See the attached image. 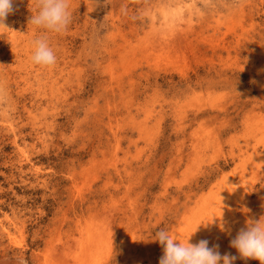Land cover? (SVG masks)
<instances>
[{
  "label": "rangeland",
  "instance_id": "obj_1",
  "mask_svg": "<svg viewBox=\"0 0 264 264\" xmlns=\"http://www.w3.org/2000/svg\"><path fill=\"white\" fill-rule=\"evenodd\" d=\"M29 8L0 28V264H158V229L213 216L189 242L260 264L229 241L264 214V0H69L59 33Z\"/></svg>",
  "mask_w": 264,
  "mask_h": 264
},
{
  "label": "clouds",
  "instance_id": "obj_2",
  "mask_svg": "<svg viewBox=\"0 0 264 264\" xmlns=\"http://www.w3.org/2000/svg\"><path fill=\"white\" fill-rule=\"evenodd\" d=\"M31 15L27 24L35 28L59 33L69 25L72 13L69 9V0H33V8H29ZM13 11V0H0V28H9L5 19ZM30 60L33 64L49 66L56 63V55L50 46L46 34L35 37L31 45ZM210 221L197 224L183 239L175 233L161 228L154 233L151 240L162 245L163 254L158 264H233L237 258L234 255L217 250L218 245L208 246L206 239L190 243V237L197 231L199 225L207 226ZM218 226L223 230V223ZM241 258L256 259L264 264V214L257 219L249 218L245 227L237 231L235 237L229 241Z\"/></svg>",
  "mask_w": 264,
  "mask_h": 264
}]
</instances>
